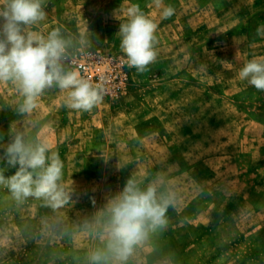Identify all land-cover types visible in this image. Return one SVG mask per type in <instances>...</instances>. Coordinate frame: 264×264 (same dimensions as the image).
<instances>
[{
	"label": "rangeland",
	"instance_id": "obj_1",
	"mask_svg": "<svg viewBox=\"0 0 264 264\" xmlns=\"http://www.w3.org/2000/svg\"><path fill=\"white\" fill-rule=\"evenodd\" d=\"M110 1L121 2L44 0L45 18L27 31L47 37L60 29L66 57L80 48L125 55L116 34L138 4L158 25L157 58L169 62L143 74L129 68L127 93L103 96L88 112L65 107L66 93L56 90L67 202H18L0 186V264H90V254L105 247L108 209L128 181L169 201L167 224L149 229L126 260L108 264H264V95L239 78L247 63L239 31H201V19L221 22L201 14V0H164L177 10L169 19L149 8L152 0L108 9ZM14 85L0 97L23 99ZM8 135L7 126L0 129L2 153ZM74 159L80 162L71 166Z\"/></svg>",
	"mask_w": 264,
	"mask_h": 264
},
{
	"label": "clouds",
	"instance_id": "obj_2",
	"mask_svg": "<svg viewBox=\"0 0 264 264\" xmlns=\"http://www.w3.org/2000/svg\"><path fill=\"white\" fill-rule=\"evenodd\" d=\"M44 0H0V82L11 81L18 86L23 97L20 114L31 113L38 98L53 86L66 93L64 106L88 112L103 100L101 90L77 71L65 70L63 61L69 41L60 29L52 30L47 37L27 31V27L45 18ZM162 9L163 19L175 14L172 5L164 0H152ZM158 25L138 4L127 8V18L120 23L116 35L120 37V50L127 58L129 68L137 74L149 71L156 62ZM257 36L264 37V25L258 26ZM239 78L246 80L257 91H264V59H252L239 70ZM49 152L43 143L32 144L17 133L6 150L0 154V186L9 189L18 202L29 197L43 198L53 208L67 202V196L57 183L62 177L63 164L59 154ZM18 166V167H17ZM15 168L14 175L5 176L4 169ZM169 201L157 200L156 189L141 191L128 181L123 192L110 205L108 238L103 249L89 256L90 264H108L127 259L133 247L148 234L167 224L166 211Z\"/></svg>",
	"mask_w": 264,
	"mask_h": 264
},
{
	"label": "crops",
	"instance_id": "obj_3",
	"mask_svg": "<svg viewBox=\"0 0 264 264\" xmlns=\"http://www.w3.org/2000/svg\"><path fill=\"white\" fill-rule=\"evenodd\" d=\"M110 3L113 2L110 1ZM123 3V0L117 4L113 3L108 7V9L111 7L120 8ZM60 4L61 3H56L51 7H54L53 9L55 10V7L60 6ZM152 5L154 4L151 2L149 8ZM199 7L201 8V14H205L210 11V13H213L218 19L221 20L220 23H215L214 25L210 26L207 24L206 18L201 19V31H209V29L214 30L221 28H225L226 32L239 31V37L241 38V41L244 45L242 53L245 55L246 61L248 62L254 58L258 60L264 59V37L257 36L256 34L258 26L264 25V0H201ZM147 12L148 11H144V13ZM176 12L177 10L175 9V14ZM225 35H227L225 40L230 41L231 34L226 33ZM211 45L214 46V44ZM159 60L169 62L168 58L162 57L156 60V62L153 64L156 65L157 62L159 63ZM230 62L232 65L235 61L234 59H230ZM14 88L15 85L11 81L0 82V92H3L6 89L10 90ZM251 88L254 89L253 86H251L249 89ZM56 90H59L56 86H53L52 89H46L44 93L38 98L36 108L33 109L31 113L25 114H20L18 112L19 105L22 103L23 99L9 97L8 101L6 98L0 97V129L7 126L9 130L8 138L5 140L6 146L4 148L7 147V145L17 133H22L24 139L29 143H43L48 145L49 152L47 155H50L52 152H56L59 154L62 162L67 161L68 156L66 155L65 151L62 150V133L60 132L63 124L61 120L57 122L55 121L56 116L60 115L59 110L61 109L60 103L56 100L59 99V92H56ZM261 92L264 95V91ZM245 104L246 108L250 107L247 102ZM46 126H48V132L46 130ZM48 139H53V146L47 144L46 141ZM0 154H2V152H0ZM74 161L75 162H70L71 166L79 164L80 162L78 159H74ZM67 163L68 161L66 162V165ZM2 166L4 165L1 164V167ZM62 173H65L63 168ZM62 181L63 179L61 178L57 182L60 187H62Z\"/></svg>",
	"mask_w": 264,
	"mask_h": 264
},
{
	"label": "built area",
	"instance_id": "obj_4",
	"mask_svg": "<svg viewBox=\"0 0 264 264\" xmlns=\"http://www.w3.org/2000/svg\"><path fill=\"white\" fill-rule=\"evenodd\" d=\"M66 60L70 67L100 89L104 97L122 98L131 85L127 58L121 53L80 48L70 53Z\"/></svg>",
	"mask_w": 264,
	"mask_h": 264
}]
</instances>
